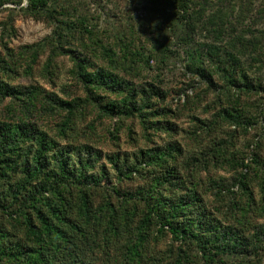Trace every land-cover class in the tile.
Returning a JSON list of instances; mask_svg holds the SVG:
<instances>
[{"label":"trees","instance_id":"trees-1","mask_svg":"<svg viewBox=\"0 0 264 264\" xmlns=\"http://www.w3.org/2000/svg\"><path fill=\"white\" fill-rule=\"evenodd\" d=\"M54 1L59 6L55 12L67 10L68 0H27L26 6H20V9L39 19L49 15ZM7 3L18 6L22 0H0V6ZM129 3L145 13L127 23L128 30L120 27L122 33L116 41L118 48L114 51L100 40L94 41L93 50L97 49L98 55L105 58L107 67L95 66L79 52L71 54L90 98H100L95 90H107L117 95L118 100H98V108L104 114H145L143 107L147 102H143L142 107L137 104L136 91L116 71L117 59L147 64L154 57L160 63L177 57L189 73L200 77L206 90L218 94L219 100L221 94L226 100L232 98L233 102H237L240 95L264 94V28L250 29L247 24L248 27L238 31L239 26L235 25L243 26L248 18L253 20L251 26L264 25V6L261 7L264 0L253 12L251 0H129ZM69 22V19L62 22L69 35L73 31L93 34L86 23L81 22L79 27ZM3 26L6 28L7 25ZM126 30L128 32L123 33ZM167 31L173 33L176 46L164 43ZM125 34L130 35L127 42L121 39ZM63 36L57 31L48 40L54 50L52 57L70 54L71 51L63 46ZM142 37L148 46L144 42L134 44ZM32 53L31 62L37 57L36 51ZM5 55L0 53V69L8 75L10 65L5 62ZM215 76L221 81L218 82ZM34 94L29 89L27 99L31 103L36 98ZM157 94L162 96L163 93L158 90ZM20 96L23 97V90L0 76V98L19 99ZM53 100L51 106L56 104L65 112L57 127L60 136L65 137L73 128L77 105L83 103V99ZM28 106L30 104L24 106L23 116L29 113ZM256 109L257 114L250 113L245 119L238 107L221 106L218 115L240 127L256 124L258 119L264 130V95ZM155 123L156 128L165 130L158 125V120ZM178 152L177 145L168 144L140 151L135 163L127 158L125 162L113 159L111 164L118 172V179H122L120 175L127 178L140 167H150L152 181L134 192L115 184L109 188L100 185L104 177L108 181L111 179L107 171L104 168L99 173L92 171L99 152L89 143H60L25 117L17 122L0 121V213L6 220V223L0 222V264H92L90 257L98 247L97 238L102 235L106 241L108 235L123 233L126 230L122 221H132L137 215L135 226L128 229L131 230L130 237L122 244L125 248V253L121 254L122 264L139 263L146 256L145 229L152 221L156 223L155 233L161 235L167 231L179 242L175 258L164 264H194L188 250L182 248L186 243L194 245L200 252L203 264H216L222 257L232 255L248 256L250 249L258 250L264 242V226L254 238H246L228 225L221 226L206 218L196 190L190 189L185 195L168 194L166 185L179 187L181 183L176 166L169 163ZM251 159L257 164L255 158ZM241 165L246 168L239 175L245 190L251 176L247 177L249 164L241 162ZM256 176L264 183V175ZM91 183L99 189L98 193H92ZM98 194L101 202L96 205L93 196ZM115 194L121 199L119 204L113 201ZM18 232L20 236H17Z\"/></svg>","mask_w":264,"mask_h":264},{"label":"rangeland","instance_id":"rangeland-1","mask_svg":"<svg viewBox=\"0 0 264 264\" xmlns=\"http://www.w3.org/2000/svg\"><path fill=\"white\" fill-rule=\"evenodd\" d=\"M251 1L253 12L255 6L263 0ZM26 4L27 0H22L18 6L10 3L0 6V53L6 54L5 62L10 65L9 74H3L0 69V76L7 79L10 85L23 90V97L19 99L0 98V121L17 122L25 117L49 138L57 139L60 143H89L99 152L92 171L99 173L104 168L111 178L108 181L104 177L100 185L109 187L115 184L133 192L151 183L152 169L140 167L127 178L120 175L123 177L118 179V172L114 170L111 161L114 159L122 162L127 158L135 163L142 150L168 144L177 145L180 152L169 163L176 166L181 183L179 187L165 184L168 194L185 195L190 189L196 190L200 209H203L206 218L221 226L228 225L241 236L254 238L259 228L264 226V183L259 182L256 176L264 175V130L261 120L240 127L222 119L218 111L221 106L234 105L246 119L250 113L257 114L256 105L260 104L264 94L240 95L237 102H233L232 98L226 100L221 94L219 100L218 94L206 90L207 86L200 77L189 73L177 57L173 56L164 63L154 57L147 64L117 59L118 75L127 79L130 88L136 91L137 104L142 107V103L147 102V105L143 107L145 114L141 116L106 115L98 108V100H118L117 95L107 90H95L100 98H90L71 54L79 52L85 59L93 61L95 66L107 67L105 58L98 55L97 49L93 50L95 39L115 51L118 48L116 41L122 33L120 27L127 29L126 24L135 21V17L144 16V10L130 5L129 0H68L67 10L59 13L55 12L59 6L54 1L50 5L49 15L36 19L20 9V6ZM68 19L69 24L74 23L79 27L81 22L86 23L93 34L73 31L69 35L68 30L62 26V22ZM252 23L253 20L248 18L243 26L235 25L239 26L238 31L241 27H248L247 24L250 29L264 28L262 23L251 26ZM127 30L123 33H127ZM57 31L65 35L62 38L63 46L71 52L52 57L54 50L49 39ZM129 38L128 34L121 36L124 42ZM163 40L164 43L176 46L171 31L165 33ZM139 43L148 46L143 37L134 42L135 45ZM33 50L37 57L31 62ZM215 78L221 81L218 76ZM29 89L35 92L33 104L27 99ZM158 90L163 93L162 96L157 94ZM75 98H82L83 103L77 105L73 128L67 132V136L62 137L57 127L65 112L56 104L52 107L51 101H70ZM28 104L29 113L23 116V108ZM153 120H158V125L165 127V130L156 128ZM251 158H255L257 164ZM241 162L249 164L247 177L251 176L246 181L245 190L239 177L246 170ZM153 170L157 171L158 168L153 167ZM89 186L93 194L98 193L99 189L95 185L91 183ZM93 200L98 205L101 202L100 194L94 195ZM113 201L119 204L121 199L115 194ZM138 217L132 221H122L126 230L123 233L108 235L106 241L102 235L97 238L98 247L90 257L91 263L122 264L121 257L125 253L122 244H125V238L130 237L131 230L128 229L135 226ZM0 222L6 223L1 213ZM155 228L156 223L152 221L145 229L148 247L146 256L139 263L132 264H164L175 258L179 242L173 240L167 231L161 235L155 233ZM20 235L18 232L17 236ZM186 246L183 244L182 248L188 250L189 259L194 264H203L195 246L190 243H186ZM250 250L248 256L222 257L216 264H264V242L258 250Z\"/></svg>","mask_w":264,"mask_h":264}]
</instances>
